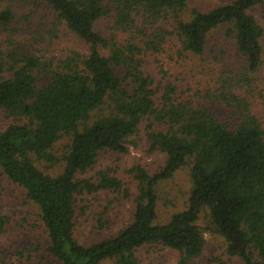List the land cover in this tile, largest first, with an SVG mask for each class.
<instances>
[{
    "label": "trees",
    "instance_id": "16d2710c",
    "mask_svg": "<svg viewBox=\"0 0 264 264\" xmlns=\"http://www.w3.org/2000/svg\"><path fill=\"white\" fill-rule=\"evenodd\" d=\"M193 2L0 0V115L11 121L0 128V181L22 190L47 237V257L38 242L17 251L19 264H143L138 252L146 245L175 251L174 264H195L208 234L222 240L228 258L264 264V24L251 13L264 0L209 10ZM219 31L238 58H218L228 53L215 41ZM164 55L192 68L206 64L177 85L163 84L148 58ZM143 127L163 163L154 174L136 169L127 226L80 243V198L127 195L108 173L81 176L100 153L129 152ZM189 161L186 207L159 224L158 186ZM54 166L61 172L51 174ZM22 221L0 208V240L15 225L26 230ZM0 264L12 262L1 254Z\"/></svg>",
    "mask_w": 264,
    "mask_h": 264
},
{
    "label": "rangeland",
    "instance_id": "374dc122",
    "mask_svg": "<svg viewBox=\"0 0 264 264\" xmlns=\"http://www.w3.org/2000/svg\"><path fill=\"white\" fill-rule=\"evenodd\" d=\"M230 0H194L193 6L201 8L203 10H209L213 7L224 5L229 3ZM251 13L264 24V4L254 8ZM215 41L218 43H224L222 41L221 32H216ZM63 46L68 44V40L64 37L61 40ZM80 49H84V45L78 44ZM223 49H226L228 53L219 56L218 58H226L232 61L238 58V55L234 53L235 49L229 43L223 44ZM209 57H214L213 53L205 55V59L208 61ZM157 58V61L155 60ZM180 58L171 55L149 57L148 61L154 64L155 75L158 80L166 83H172L177 85L176 80L194 76L193 70L187 66V61L179 60ZM163 63V64H162ZM199 64H206L201 62ZM199 64L193 65L194 70H199ZM165 65V66H162ZM264 67V66H263ZM261 88L264 89V68L261 71ZM165 79V81H163ZM190 81V79L188 80ZM183 84V81L180 82ZM184 85L182 87H186ZM182 93L186 91L179 90ZM264 92V90H263ZM264 106V93L260 98ZM153 119L146 121L145 125L152 124ZM11 123L9 120H5L4 115H0V128L5 127ZM156 124V128H157ZM159 129L164 128L158 126ZM132 144L129 145V152L127 153H115L110 151H104L100 153L97 158L96 165L93 170L87 173L83 178L98 177L101 173H108L110 176H114L120 179L123 183L124 192L102 191L94 195H84L80 198L77 208V227L75 231L76 238L80 243L89 245L94 242L100 241L107 237L116 235L120 230L130 223L134 212V200L138 194V182L135 178L136 169L143 167L151 174H154L163 163V157L151 151V144L146 136L145 127H143L140 133L131 139ZM60 149L56 150V153ZM190 163L182 169H180L175 176L167 181L161 182L158 186L159 205H158V217L157 223L163 224L169 221L173 214L178 213L185 209L189 192L191 190L190 179ZM60 166H54L50 169L51 174L60 173ZM3 196V199H1ZM0 208L3 212H16L18 218L26 217L27 229L24 230L20 226H16L17 230L12 232L8 236H4L0 240V255L2 254L12 264H19L15 257L18 250H24L31 244L40 242L42 249L39 252L41 257H47L46 244L47 237L42 231V225L38 220L37 211L32 209L29 204H24V196H22V190L8 183L6 180L0 181ZM23 222V221H22ZM37 224L34 228L33 225ZM101 224H104L101 228ZM138 255L141 257L143 264H174L178 259V254L171 250L163 248L159 245H146L139 249ZM20 259V258H19ZM24 264L27 262L24 259ZM47 261V260H46ZM46 261L41 259H34V263L46 264ZM105 264H114L108 262ZM195 264H243L239 259L228 258L224 253L223 242L218 236L206 235V248L204 254L199 258Z\"/></svg>",
    "mask_w": 264,
    "mask_h": 264
}]
</instances>
